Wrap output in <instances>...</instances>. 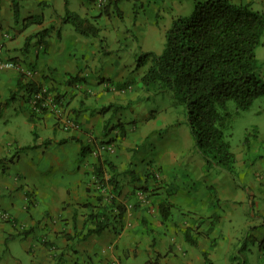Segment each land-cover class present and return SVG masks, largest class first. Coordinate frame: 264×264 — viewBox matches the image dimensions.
Segmentation results:
<instances>
[{
	"label": "crops",
	"instance_id": "crops-1",
	"mask_svg": "<svg viewBox=\"0 0 264 264\" xmlns=\"http://www.w3.org/2000/svg\"><path fill=\"white\" fill-rule=\"evenodd\" d=\"M200 1L205 0H139L136 4L122 0L118 10L103 12L92 0H69L70 11L107 35L100 38L84 37L62 22L66 0H0V60L21 67L0 68V106L15 93L0 114V264H18V239L28 253V264H206L203 253L214 264H264V122L252 124L247 144L234 151L240 183L224 172L208 171L203 158L196 160L187 153L192 146L181 138L173 139L178 146L159 149L151 162L123 156L122 147L100 156L94 153L99 142H111L116 133L108 129L111 110H100L137 101L139 91H144V72L135 77L136 63L125 65L113 54L115 50L99 42L111 37L127 46L148 39L164 43L173 21L190 16ZM231 1L252 3L253 10L264 11V0ZM40 14L43 24L24 26L27 17ZM76 76L79 81L68 85V79ZM128 81L134 83L116 89ZM20 82L63 94L68 111L84 104L75 114L79 128L61 131L52 111L29 121L26 89H19ZM16 102L17 116H9L8 109ZM147 119L144 114L136 120ZM155 121L159 117L146 122ZM28 125L33 135L29 145ZM157 127L150 126L155 132ZM41 129L47 133L41 134ZM46 140L50 142L45 144ZM118 140L112 144H119ZM99 158L112 162L122 186L117 201L127 211L118 224L86 238L91 227L87 206H98L99 196L107 195L96 183L95 168L103 166L106 181L113 174ZM149 163L159 169V180ZM195 177L197 191L188 187ZM155 181V196L145 199L140 188L156 185ZM214 193L220 202L211 208ZM165 200L172 204L167 219L159 210ZM138 201L141 207L135 204ZM215 217L216 226L211 228ZM189 230L195 246L185 239Z\"/></svg>",
	"mask_w": 264,
	"mask_h": 264
},
{
	"label": "trees",
	"instance_id": "trees-1",
	"mask_svg": "<svg viewBox=\"0 0 264 264\" xmlns=\"http://www.w3.org/2000/svg\"><path fill=\"white\" fill-rule=\"evenodd\" d=\"M121 1L110 0L101 10H118ZM138 1L133 2L136 4ZM68 5L69 0H66V13L62 22L71 24L84 37H97L99 28L70 11ZM252 5L235 4L231 0L197 2L191 16L179 17L173 21L166 33L165 47L161 54L145 52L136 59L137 70L147 67L141 78L145 92L151 95L171 92L176 104L186 108L195 148L204 158L207 170L224 172L235 182L236 155L223 129L229 114L222 110L227 109L229 102H234L238 109L247 111L257 99L264 97V79L259 75L261 63L256 54L257 48L263 44L264 11L253 10ZM18 13L15 5L14 16L17 17ZM43 22L44 17L40 14L27 17L23 24L29 27ZM77 81L79 76L69 78L67 83L72 85ZM133 83H120L116 89L128 88ZM19 89H26L24 101L26 105L28 103L29 121L34 122L39 113L29 106L32 95L41 92L43 97H47L48 93L53 94V90L43 92V87L33 82H20ZM14 97L15 93L12 92L11 97L0 106V114ZM55 97L57 102L67 107L63 94L57 93ZM36 105L40 107L39 101ZM113 108L116 111L122 107L112 104L102 108L100 113H107ZM47 112L48 110L42 109L41 114ZM122 134L125 135L126 131L122 130ZM248 139L249 135L245 138L246 143ZM49 142L50 140H46L45 144ZM35 147L37 146H28L27 149ZM85 150L82 144L83 153ZM99 161L107 163V168L113 174L106 181L103 166L95 168L98 178L96 183L107 195L99 196L98 206H87L90 211L87 221L91 227L87 229L86 238L118 224L127 211V207L117 201L122 186L112 162L102 161L101 158ZM140 189L148 191L145 186ZM171 209L172 204L166 200L159 204L163 219L169 217ZM191 233V230L186 231L185 239L195 246L197 243ZM26 234L28 232H24ZM261 247L263 248V244ZM203 257L206 264H214L207 253H203Z\"/></svg>",
	"mask_w": 264,
	"mask_h": 264
},
{
	"label": "rangeland",
	"instance_id": "rangeland-1",
	"mask_svg": "<svg viewBox=\"0 0 264 264\" xmlns=\"http://www.w3.org/2000/svg\"><path fill=\"white\" fill-rule=\"evenodd\" d=\"M68 26L73 27L71 24H68ZM98 36L100 38L107 37V35L104 32L101 34L100 31L98 33ZM110 38H108L107 40L105 39L101 40L99 43L101 45L107 46L115 50L113 54L118 55L120 57V60L124 61L125 65L135 64L136 63L135 60L137 59V56L145 52L154 51V52H160L161 54L163 47L162 44L165 45V42L163 43L161 42V40L148 39L144 42H139V43L136 41L132 46L130 45L127 46L126 43L124 42L121 43L112 40ZM262 41L263 44L257 48L256 54L261 63V69L259 71V75L264 79V37ZM146 70L147 67L137 70V73H135V77L137 78L138 77L137 75L145 72ZM50 95H52L56 101L55 94L50 93ZM139 95H141L140 96L141 98H139L137 101L130 102L129 106H127L128 104L127 105L120 104L119 106H121L122 108H118L116 111H114V108L111 110V116L112 115L113 116L108 124V129L110 132L116 131V133L111 139V142H106V143L103 141L99 142L97 146L94 148L97 152H99V148L101 146L107 147V151L105 153H109L113 151L115 147H122L123 156L126 154L127 156L132 155L133 160H137V158L139 157H144L145 159L142 160V163H145L148 161L151 162L150 160H152L154 157V156L152 157V155H158L159 149L163 151L169 146H178L172 144L173 139L181 138L182 143H186L188 146L189 145L192 146V151L187 150V153H189L193 159L198 160L199 156L200 158H203L199 154V152L197 151L194 145V140L191 135V130L188 122V112L183 105L176 104L174 98L172 97L171 92H167L161 95H151L145 92L144 90L143 92L139 91ZM16 105L17 102L12 103V105L9 107L8 109L9 116H11V114L12 116H17L15 114ZM83 105L84 104H81V106H79V109L77 108L74 110L69 109V111L65 107V105L64 106L62 105L65 108L64 115L69 119H74L78 124V128H79V122L75 118V114L76 112H80L84 109ZM226 111L228 112L229 116L226 119L223 129L228 137V140L231 142L232 150L238 152L244 146V143L247 144L245 142V138L247 135H250L249 133H252L251 125L258 122L260 123L264 122V97L257 99L254 102L253 106L247 111H242L237 108L234 102H229L227 109L225 111L222 110V112H226ZM144 114L148 116V119L146 121H152L157 117H159V121H155L154 123L148 124L146 121L142 120L139 122L138 120H136L138 119V117L141 118V116H143ZM140 123H142L141 127L139 126ZM56 124L59 125V127L61 128L60 124H58L57 122V119H56ZM155 124L158 125L156 132L153 130V128H150V126H154ZM29 125H28V145L33 140V135L29 129ZM120 126H122L123 128H121ZM138 126H139V130H137ZM60 130L65 131L64 129H60ZM122 130L126 131L125 135L122 134ZM40 132L41 134L47 133L45 129H41ZM117 140L119 141V144L118 143L116 145L112 144L114 141L116 142ZM156 144L158 145L157 149L155 148ZM139 165H144V164L140 163ZM149 165L150 168L153 167L152 163H149ZM158 170L159 169L153 167L152 168L153 172H152L150 169L152 175L157 180H159L160 176L157 177L156 175H154L155 174L154 172ZM210 172H214L217 174L219 173V171L217 170H211ZM235 178L236 181L239 182L240 176H237ZM151 181H153V179H151ZM196 182L197 181L195 177L189 182L188 187L191 186L195 191H197ZM157 184L158 183H156V185L145 186L146 190H148L147 192L140 189L141 193H145L143 196L145 197V199H147L148 197L155 196L154 192L158 190ZM129 202H133V201L129 200ZM142 202L145 203L144 201ZM219 202H220L219 198L217 197L216 193H214L210 203V207L214 208L216 205L219 204ZM135 204L140 205V202L138 201ZM152 204L153 203H150L151 206H153ZM139 207H141V205ZM214 226H216V217L213 220H210V227H214ZM193 238L195 237L193 236ZM16 242H17L16 255L18 258V264H28V253L24 250L21 240L18 239Z\"/></svg>",
	"mask_w": 264,
	"mask_h": 264
},
{
	"label": "built area",
	"instance_id": "built-area-1",
	"mask_svg": "<svg viewBox=\"0 0 264 264\" xmlns=\"http://www.w3.org/2000/svg\"><path fill=\"white\" fill-rule=\"evenodd\" d=\"M134 1V0H130ZM93 2L100 8L103 9L107 4L110 2V0H93ZM0 68H17L18 70L21 69V67L10 60L7 61H1L0 60ZM28 76V71L25 72ZM108 88H112V84L110 82L104 81L103 82ZM43 92L48 93V89H45L43 87ZM39 101L40 107H38L36 104ZM28 105V103H27ZM29 106L35 110L37 113H42V109L50 110L56 114V119L58 124L65 130V131H72L78 128V124L74 119H69L64 115V110L65 108L60 104L59 102L55 101V98L48 93L47 97H43L41 92H38L34 95H32L30 101H29ZM107 151L106 146H101L99 148V152L95 150V155L100 156L103 152ZM156 176H159V172L156 171L154 172ZM113 264H118V263H113Z\"/></svg>",
	"mask_w": 264,
	"mask_h": 264
}]
</instances>
